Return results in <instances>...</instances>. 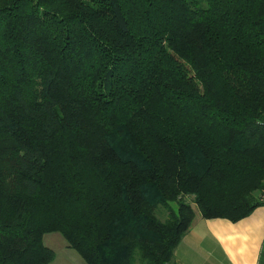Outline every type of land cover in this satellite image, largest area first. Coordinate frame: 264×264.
<instances>
[{"label": "trees", "instance_id": "trees-1", "mask_svg": "<svg viewBox=\"0 0 264 264\" xmlns=\"http://www.w3.org/2000/svg\"><path fill=\"white\" fill-rule=\"evenodd\" d=\"M263 190L264 0H0V264H170Z\"/></svg>", "mask_w": 264, "mask_h": 264}, {"label": "crops", "instance_id": "crops-1", "mask_svg": "<svg viewBox=\"0 0 264 264\" xmlns=\"http://www.w3.org/2000/svg\"><path fill=\"white\" fill-rule=\"evenodd\" d=\"M68 254L76 264H87ZM170 264H264V204L236 222L196 214Z\"/></svg>", "mask_w": 264, "mask_h": 264}, {"label": "rangeland", "instance_id": "rangeland-1", "mask_svg": "<svg viewBox=\"0 0 264 264\" xmlns=\"http://www.w3.org/2000/svg\"><path fill=\"white\" fill-rule=\"evenodd\" d=\"M193 208L196 214L200 215V211L195 204H193ZM44 243L46 246L52 248L55 251V253H57L58 255L57 260L55 261L54 264H70L67 263L68 262L67 259L70 261H73L74 259H71L69 257L70 254L68 253H71V255L76 257V259H79L81 263H85L84 260H82V258L79 256V254L67 245L66 240L59 232L46 234L44 236ZM74 264H76L75 260H74Z\"/></svg>", "mask_w": 264, "mask_h": 264}, {"label": "built area", "instance_id": "built-area-1", "mask_svg": "<svg viewBox=\"0 0 264 264\" xmlns=\"http://www.w3.org/2000/svg\"><path fill=\"white\" fill-rule=\"evenodd\" d=\"M262 202H264V190L262 191V194H261V199H260Z\"/></svg>", "mask_w": 264, "mask_h": 264}]
</instances>
